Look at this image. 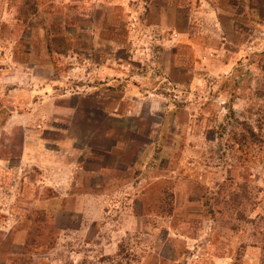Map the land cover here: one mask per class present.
<instances>
[{
    "label": "rangeland",
    "instance_id": "1",
    "mask_svg": "<svg viewBox=\"0 0 264 264\" xmlns=\"http://www.w3.org/2000/svg\"><path fill=\"white\" fill-rule=\"evenodd\" d=\"M0 264H264V0H0Z\"/></svg>",
    "mask_w": 264,
    "mask_h": 264
},
{
    "label": "crops",
    "instance_id": "2",
    "mask_svg": "<svg viewBox=\"0 0 264 264\" xmlns=\"http://www.w3.org/2000/svg\"><path fill=\"white\" fill-rule=\"evenodd\" d=\"M129 81V80H128ZM128 89V91L127 92H130L131 94H129V95H131V97H138L137 96V94L139 93V94H141V90H143L144 91V89H141V90H136V88H134V87H130V88H127ZM146 92H148L147 90H145ZM152 95V94H151ZM128 115V114H127Z\"/></svg>",
    "mask_w": 264,
    "mask_h": 264
}]
</instances>
